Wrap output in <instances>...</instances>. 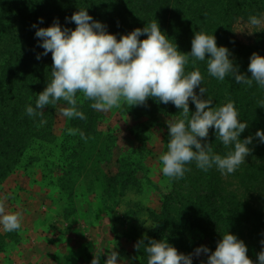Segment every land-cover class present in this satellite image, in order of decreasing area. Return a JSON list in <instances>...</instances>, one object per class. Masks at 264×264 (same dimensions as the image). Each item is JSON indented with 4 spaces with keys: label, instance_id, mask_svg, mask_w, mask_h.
Returning a JSON list of instances; mask_svg holds the SVG:
<instances>
[{
    "label": "trees",
    "instance_id": "16d2710c",
    "mask_svg": "<svg viewBox=\"0 0 264 264\" xmlns=\"http://www.w3.org/2000/svg\"><path fill=\"white\" fill-rule=\"evenodd\" d=\"M85 7L117 38L121 33L157 20L184 52L190 51L195 31L213 32L217 44L227 46L239 70L249 76L247 65L251 53L264 55V30L251 45L241 44L232 31L236 20L263 14L264 0H0V183L16 168L33 139L53 134L54 117L60 107L66 106L63 101L46 106L43 124L40 117L33 119L25 114V105L34 104L37 93L46 86L52 65L51 53L36 59V53L43 50L37 46L32 24H39L38 18L43 17L40 26L46 27L58 18L62 26L74 28L75 24L66 21L65 16ZM197 68L204 76L202 85L208 90L204 95L213 98V106L233 101L240 119L248 122L241 138L254 134L258 128L264 130V107L256 104L259 98H264V89L255 82L252 86L238 85L231 77L218 81L207 73L206 61L190 62L186 71ZM77 100L87 120L68 119V125L80 138V131L88 138L94 137L99 132L101 114L90 107L91 101L82 93H77ZM189 108L195 110L191 100ZM125 111L135 121L147 117L156 123L155 127H162L166 150V118H179L181 110L172 103H159L150 97L146 105H126ZM207 141L216 153L228 151L216 140L211 128ZM250 147L252 152L246 156V162L227 176L215 168L204 172L195 163L188 165L191 171L183 178L171 180L170 189L162 195L160 209L151 211L150 218L157 226L147 231L148 237L166 238L178 251L190 253L201 244L214 249L227 230L245 242L247 255L255 261L261 250L260 241L264 239V143L256 138ZM106 178L117 182L121 189L141 184L137 176L122 166L115 175ZM204 259V255L194 258L193 264ZM141 263L147 264L144 251Z\"/></svg>",
    "mask_w": 264,
    "mask_h": 264
},
{
    "label": "clouds",
    "instance_id": "9594fccd",
    "mask_svg": "<svg viewBox=\"0 0 264 264\" xmlns=\"http://www.w3.org/2000/svg\"><path fill=\"white\" fill-rule=\"evenodd\" d=\"M38 20L39 24L34 22L32 28L38 38L37 46L43 51L36 53V59L51 53V76L43 90L37 93L34 104L25 105L28 117H40L43 124L46 122L42 119L45 107L63 101L66 106L59 108L60 116L87 120L78 106L77 93L91 101V108L104 112L121 104L128 107L146 105L150 97L159 103H172L181 110V116L166 121L167 147L158 158L160 171L169 181L183 178L191 171L188 165L192 163L204 172L215 168L227 176L246 162L254 139L264 143V130L259 128L254 134L241 138L249 124L240 119L234 102L227 101L214 107L213 98L204 95L208 90L202 85L204 76L200 70L186 71L190 62L206 61L207 73L218 81L231 77L238 85L252 86L255 82L264 89V55L251 53L247 65L249 76L234 63L231 50L217 44L213 32L195 31L190 51L184 52L161 29L157 20L121 33L119 38L86 7L65 16L66 21L75 24L74 28L62 26L58 18L46 27L40 26L43 17ZM244 23L246 27L239 31L253 32L248 30L249 26L264 30V16L250 14ZM190 100L195 105L194 111H190ZM256 104L264 107V98H259ZM210 128L216 140L228 149L225 154L214 152L207 141ZM80 136L88 139L83 131ZM144 225L154 228L157 222ZM21 227L22 215L6 210L4 202L0 201V229L14 232ZM260 243L261 250L255 261L247 255L245 242L227 230L216 241L214 249L201 244L192 252L184 253L166 238H150L147 233L134 247L143 248L147 264H193L194 258L202 255L206 259L200 264H264V239ZM104 253L105 249L98 247L90 264H101ZM106 255L103 264H135V256L118 259L121 254L114 248Z\"/></svg>",
    "mask_w": 264,
    "mask_h": 264
},
{
    "label": "rangeland",
    "instance_id": "374dc122",
    "mask_svg": "<svg viewBox=\"0 0 264 264\" xmlns=\"http://www.w3.org/2000/svg\"><path fill=\"white\" fill-rule=\"evenodd\" d=\"M246 20H236L232 31L241 44L251 45L261 30L249 26L253 32L239 31L246 27ZM125 110L126 104H121L99 111V132L87 140L57 111L53 134L33 139L13 172L0 183V201L6 210L19 212L22 226L28 228L24 236L22 227L14 232L0 229V251H9L8 244H18L24 238L29 245H44L46 253L63 240L67 250L64 257L58 255L64 258L62 264H90L98 247L105 249L101 264L111 248L121 254L118 259L135 256V264H142L143 248L134 245L151 229L144 223L153 222L150 213L160 209L171 182L162 175L158 160L164 151V129L155 127L147 117L135 121ZM119 166L137 176L141 184L121 189L117 182L109 181L106 176L115 175ZM29 168L34 178L41 173L34 183L28 182ZM21 194L22 204L32 210L29 213L20 212V201L16 204L14 200ZM39 231L49 234L36 240ZM9 236L13 239H7Z\"/></svg>",
    "mask_w": 264,
    "mask_h": 264
},
{
    "label": "crops",
    "instance_id": "0c3cea01",
    "mask_svg": "<svg viewBox=\"0 0 264 264\" xmlns=\"http://www.w3.org/2000/svg\"><path fill=\"white\" fill-rule=\"evenodd\" d=\"M31 167L34 168L35 166L32 165ZM30 168H29V171L27 173V175H28L27 179H28L29 183H34L37 179L40 178L41 173H37L39 175L38 178H34L32 175H29ZM42 178H44V177H42ZM10 181L11 180H9V183H10ZM4 183H7V179ZM15 184H17V182ZM21 191H17V192L20 193ZM22 199H23V196L21 194V196L19 198L14 199V200H15L16 204H18V201H20ZM24 199H27V198H24ZM19 205L21 207L19 209V211L22 213L23 212L29 213L28 210L32 211L26 205L22 204L21 201H20ZM32 228H33V226H32ZM27 230H28V228L25 229L22 226V235L23 236L26 235V233L24 234L23 232H26ZM32 233L34 234V230H32ZM47 235H45V232L39 231L38 233H36V240H37V238L39 240L40 236H43V238H46ZM60 236L62 238H64V234H60ZM32 242H34V238L32 239ZM35 243H32V245L30 244L31 245L30 246L28 243L25 242V240L23 238V240H20V242L18 244H13V245L8 244L7 245L8 247L6 250H9V251H6V252L0 251V264H62L63 263V260H64L63 257H64V254L66 253L65 250H67L66 246L63 245V244H67V243H65L63 240L61 241L60 244L56 245V247L51 246L54 249L46 250V253L43 250V249H45L44 245L35 244ZM38 243H41V242H38ZM80 245L82 246V244H80ZM49 246H46V248ZM47 252H48V254H47ZM59 253L63 257H58Z\"/></svg>",
    "mask_w": 264,
    "mask_h": 264
}]
</instances>
